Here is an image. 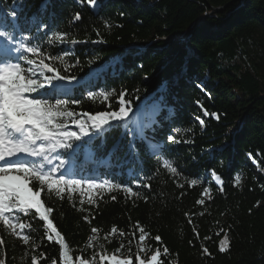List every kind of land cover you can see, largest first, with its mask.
I'll use <instances>...</instances> for the list:
<instances>
[{"label":"trees","instance_id":"16d2710c","mask_svg":"<svg viewBox=\"0 0 264 264\" xmlns=\"http://www.w3.org/2000/svg\"><path fill=\"white\" fill-rule=\"evenodd\" d=\"M43 3L0 0V16L15 8L21 25L42 18L49 25L43 31L53 43L47 39L33 43L45 55L69 51L66 74L89 81L85 90L61 97L70 100L69 109L77 113L109 110L101 93L126 91L125 99L132 102V112L120 128L102 134V151L85 148L78 159L73 158L79 171L69 178L110 182L102 198L86 185L71 200L67 195L49 198L42 192V199L54 208L51 218L69 245L73 264H78L77 256H91L86 247L92 243L91 227L99 229V240L93 242L103 244L106 255L123 243L127 257L128 239L137 221L152 237L161 236L169 249L165 264H264V0H98L96 9L76 0H47L42 11ZM77 12L82 19L73 23ZM57 30L68 33L69 41L84 43H56L52 33ZM33 34L42 35L35 29ZM163 38L172 39L166 42ZM100 39L104 42H91ZM56 64L63 69L58 61ZM89 91L95 95L89 97ZM196 100L220 119L203 117ZM116 107L113 102L112 108ZM196 116L205 119L203 127ZM137 127H143V134L158 143L156 154H146L144 144L137 140L135 161L126 160V146L134 139L126 135L124 150L112 157L113 138ZM169 135L181 142L169 143ZM58 152L67 160L71 150ZM165 159L177 168V174L164 167ZM212 170L225 181L223 193L211 179ZM237 174L241 183L233 186ZM138 179L151 188L140 186ZM192 179L198 180L197 185L190 186ZM112 184L122 187L110 191ZM125 185L139 195L126 193ZM205 187L211 189L212 199L197 205ZM90 198L96 200L94 205L88 204ZM185 213L192 216V224ZM86 215L91 223L83 219ZM112 227L129 235L109 236ZM193 227L200 233L199 240ZM221 229L223 233L217 237L215 233ZM223 234L228 235L230 246L220 252ZM0 235L6 240L0 248L6 264H31L34 256L37 264H52L59 257L58 246L34 230L35 243L29 245L7 234L2 226ZM206 235L212 239L204 240ZM145 243L157 246L152 239ZM136 245L132 238L133 257ZM202 246L209 249L210 256L202 253Z\"/></svg>","mask_w":264,"mask_h":264},{"label":"snow or ice","instance_id":"6c2138e0","mask_svg":"<svg viewBox=\"0 0 264 264\" xmlns=\"http://www.w3.org/2000/svg\"><path fill=\"white\" fill-rule=\"evenodd\" d=\"M78 4H86L92 9L98 6V0H76ZM42 11L46 10L47 0L42 4ZM10 17V19H9ZM82 16L79 12L73 15V23L81 21ZM49 25L44 24L42 18L26 20L23 25L18 22L17 11L15 8L7 12L6 16H0V226L7 234L18 238L24 245H29L32 241L33 230L42 233L43 238L48 242L58 246L59 257L52 261V264H73V257L69 254V245L65 241L64 235L54 224L52 213L54 208L50 206L46 199H42V192H47L48 197L53 195L57 199H63L67 195L72 199V194L77 189H83L86 185L88 190H97V195L102 198L103 189L109 185V181L98 182L96 178L72 179L71 175L78 173L73 158L79 157V153L85 148L96 152L102 151L104 137L102 134L108 131L118 130L121 122L126 121L132 112V102L125 99L126 91L118 94L101 93L106 107L109 110L97 111L95 113H77L69 109L70 100L61 97L70 96L75 90L86 89L89 81L78 78L75 75H67L68 63L65 59L69 55L68 50H64L62 55H45L44 50L39 44H34L33 40L47 39L49 44L53 39L43 30L48 29ZM36 33L42 35H34ZM52 36L56 43H84V41L68 40V33L54 31ZM99 36V32H97ZM92 43H103L102 39L91 41ZM64 66L63 69L57 67L56 62ZM96 71V70H93ZM201 92H205L203 87ZM95 94L91 91L88 96ZM117 107L112 108V103ZM72 104H79V100H71ZM195 104L201 110L203 117H212L219 120L217 113H210L200 100ZM195 120L201 127L205 125V119L196 116ZM76 129V130H73ZM176 133L180 129H175ZM132 135L134 139L129 140L126 148L125 159L135 161L139 153L136 141L144 144V150L148 155H155L154 151L159 147L149 137L143 134V127H137L129 132H123L113 138L110 151L112 157L124 150L122 148L124 137ZM87 138V139H85ZM100 141L93 144L92 141ZM169 143H180L174 136L167 137ZM71 150L68 159L61 157L58 150ZM53 154H56L53 156ZM252 159V153L248 154ZM53 159L57 162L53 165ZM164 167L171 173L177 174V168L165 159ZM142 170V169H141ZM212 181L218 186L220 193L224 192V183L220 175L215 170L211 173ZM137 183L143 188L150 189V183H143L138 179ZM198 180L192 179L190 186L197 185ZM241 183V176L234 177L233 186ZM121 185L112 184L111 191L120 188ZM183 187V185H180ZM123 190L132 195L138 196L131 186H123ZM115 199V196H112ZM211 189L203 188L200 197L195 201L197 205L204 206L206 200H211ZM89 205L96 203L95 199L90 198ZM83 204V199L80 201ZM257 206H259L257 204ZM189 224L193 223L189 213L184 214ZM200 215H204L203 212ZM83 219L91 223L89 216ZM94 219V217H93ZM89 241L98 242L97 227H91ZM193 233L199 240L200 233L193 227ZM223 229L216 232L220 237ZM120 237L128 236V233L112 227L109 233ZM108 237H105L107 239ZM132 238L137 240L136 253L133 257L131 252ZM152 239L156 243L155 248L146 245V241ZM204 240H211L212 236H204ZM34 244L35 241H32ZM191 244L192 242L189 241ZM6 245L3 235H0V248ZM230 246L227 234L219 240L218 251L225 252ZM86 247H93L92 243ZM103 249V244H98ZM128 254L125 257V245L123 243L117 247L109 256L102 252H93L91 258L83 256L75 257L78 264H165V258L169 256V249L163 244L159 235L154 237L140 224L135 223L128 239ZM202 253L210 256L211 253L206 246H202ZM151 252L150 255L142 253ZM44 254L41 253V256ZM98 258V259H97ZM0 264L6 261L0 258ZM31 264H37V258L32 257ZM169 264L171 262L169 261Z\"/></svg>","mask_w":264,"mask_h":264},{"label":"rangeland","instance_id":"374dc122","mask_svg":"<svg viewBox=\"0 0 264 264\" xmlns=\"http://www.w3.org/2000/svg\"><path fill=\"white\" fill-rule=\"evenodd\" d=\"M172 39V38H171ZM170 38H163V41H166V42H169L170 40H171ZM92 244H93V247H89V250H90V252H91V256L89 257V258H91L92 257V254H93V252L95 251V252H102V253H104L105 254V247L103 248V249H101V248H99L98 247V244H95L94 242H92ZM98 259V258H97Z\"/></svg>","mask_w":264,"mask_h":264},{"label":"water","instance_id":"95a60500","mask_svg":"<svg viewBox=\"0 0 264 264\" xmlns=\"http://www.w3.org/2000/svg\"><path fill=\"white\" fill-rule=\"evenodd\" d=\"M214 10H215V11H220V10H221V8H215Z\"/></svg>","mask_w":264,"mask_h":264}]
</instances>
